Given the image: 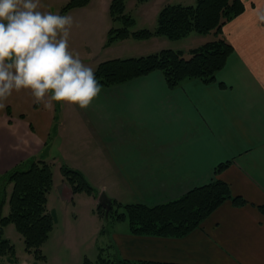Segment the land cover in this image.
Here are the masks:
<instances>
[{"label": "crops", "instance_id": "crops-1", "mask_svg": "<svg viewBox=\"0 0 264 264\" xmlns=\"http://www.w3.org/2000/svg\"><path fill=\"white\" fill-rule=\"evenodd\" d=\"M111 1L90 0L75 8L82 10L93 2L98 6L89 22L95 31L87 30V40L83 36L78 45L71 35L68 42L69 51L79 53L94 71L105 60L165 48L185 54L217 38L227 40L234 50L211 82L194 78L170 87L163 73L155 70L125 83L102 86L87 109L55 103L46 110L34 102L30 90L14 93L0 108V175L34 156L51 162L59 157L54 151L65 158L67 149L84 148L83 158L92 164L90 171L71 168L81 171L95 188L96 205L102 191L122 204L157 205L219 178L247 204L224 202L200 228L180 238L134 235L128 223H114L106 232L112 254L179 264H264V213L260 209L264 205V23L257 19L258 11L264 12V0H243L245 11L220 33L192 32L180 40L128 37L107 46L113 25ZM150 1L156 22L166 4H186ZM48 4L51 7L45 12L59 15L58 0ZM179 41L185 45L179 46ZM227 162L229 166L216 175L217 166ZM61 174L57 189L61 204L67 205L76 194ZM11 190L9 185L6 203ZM54 234L55 227L47 242L58 241ZM0 261L11 264L9 256Z\"/></svg>", "mask_w": 264, "mask_h": 264}, {"label": "trees", "instance_id": "trees-1", "mask_svg": "<svg viewBox=\"0 0 264 264\" xmlns=\"http://www.w3.org/2000/svg\"><path fill=\"white\" fill-rule=\"evenodd\" d=\"M90 0H69L61 14L85 6ZM147 2L150 0H137ZM127 0H112L109 14L113 25L108 30L106 45L119 39L133 37L144 40L154 36H165L171 40H180L192 32L207 34L220 33L229 21L241 15L246 5L243 0H196L194 4H166L159 12L154 29H134L136 20L126 13ZM122 22L121 26L114 24ZM233 46L223 38L208 41L190 51L186 57L182 50L171 48L158 52L128 58H114L102 61L94 71L101 86H112L145 76L160 70L168 85L176 87L186 79H200L211 82L233 52ZM230 162L222 163L215 169L218 175ZM66 181L74 194L87 192L96 194L95 188L83 173L66 164L61 166ZM12 185L9 196L10 211L3 215L7 201L8 187ZM54 187L53 164L40 156H34L12 170L0 175V257H15V246L5 236V228L14 224L22 235L26 250L43 258L41 249L49 240L55 227V218L48 209V197ZM232 201L236 206L247 204L242 196L232 194L229 184L219 178L195 187L185 195L157 205L145 203L122 204L113 200L118 209L106 215L98 205L100 213L114 221H128L132 234L180 238L200 228L202 223L224 202ZM264 213V205L260 206ZM12 256L13 258H11ZM84 264H179L149 260H130L118 255L102 253L95 261L85 258Z\"/></svg>", "mask_w": 264, "mask_h": 264}, {"label": "clouds", "instance_id": "clouds-1", "mask_svg": "<svg viewBox=\"0 0 264 264\" xmlns=\"http://www.w3.org/2000/svg\"><path fill=\"white\" fill-rule=\"evenodd\" d=\"M39 0H0V108L21 90L51 110L87 109L101 91L93 68L69 51L73 18L41 12ZM264 23V12L257 13Z\"/></svg>", "mask_w": 264, "mask_h": 264}, {"label": "rangeland", "instance_id": "rangeland-1", "mask_svg": "<svg viewBox=\"0 0 264 264\" xmlns=\"http://www.w3.org/2000/svg\"><path fill=\"white\" fill-rule=\"evenodd\" d=\"M48 1L51 2L52 0H44V3L40 5L38 10L45 12V10L50 9L51 4H48ZM68 1L69 0H58V5H55V8L58 6L59 15H61L60 12ZM181 1L186 4L191 2L194 3L193 0ZM126 5V13L131 14L136 20L134 29H137L139 26H146L150 29H154L156 27V16L155 14L153 15L151 9L153 2H138L137 0H131L128 1ZM95 6H97L96 2H93L82 10L73 8L70 9V13H67L68 16H76V21H74L75 24L73 23L75 25V29L71 31V36H73V38L71 39L70 37V39L77 45L84 41L83 36L86 38L85 32L87 30L95 31V27H90L89 23L94 20ZM77 11H81V15L78 14L79 12ZM114 25L116 27L121 26L122 22L118 21ZM86 26L88 27L85 29ZM95 35L96 34L94 32L93 40L96 39ZM176 43H180L179 46L185 45L180 41ZM190 55L191 54L188 52L185 53L187 58L190 57ZM67 150L68 155H66L65 158L59 155L57 151H54V153L59 156L56 157L58 163H55V159H49L53 164L55 187H53L50 192L48 208L50 212L53 211L55 218L54 235L58 240V243L55 242V239L53 238L54 241L44 244L41 249V254L44 255V257L37 258L34 253H29L26 250L24 239L17 231L15 225L9 224L5 228V236L15 246V257L13 258L10 256L13 258V262H11V264L17 262H26V264H84L86 257L95 261L101 253L104 256L112 255V247L108 245L110 243L106 233L107 230L111 229L114 223H128L127 221L115 222L112 217L110 219L104 217L98 209V204H94V194L90 195L87 192H79V194L76 193V195L74 194L75 197L72 202L67 203V205L61 204L62 197L59 189H57L59 184L62 183L61 166L66 164L73 168H86L90 171V165H92L85 157L83 158L85 152L84 148H72V150ZM97 181L99 180L95 179V182ZM57 191L59 194H57ZM113 209L118 208L114 206ZM120 210L121 209H118V211ZM9 211L10 207L7 202L3 210V215H8ZM0 259L3 260V257H0ZM4 264H7V262Z\"/></svg>", "mask_w": 264, "mask_h": 264}, {"label": "water", "instance_id": "water-1", "mask_svg": "<svg viewBox=\"0 0 264 264\" xmlns=\"http://www.w3.org/2000/svg\"><path fill=\"white\" fill-rule=\"evenodd\" d=\"M98 203L101 207L106 210V215L108 216L113 208V200L107 195L105 191H102L98 197Z\"/></svg>", "mask_w": 264, "mask_h": 264}]
</instances>
